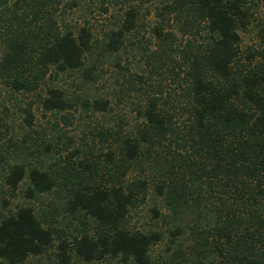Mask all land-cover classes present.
Here are the masks:
<instances>
[{
    "label": "trees",
    "instance_id": "trees-1",
    "mask_svg": "<svg viewBox=\"0 0 264 264\" xmlns=\"http://www.w3.org/2000/svg\"><path fill=\"white\" fill-rule=\"evenodd\" d=\"M11 1L0 0V77L10 89L35 92L48 73L78 74L82 86L95 81L100 57L89 59L91 32L62 25L75 0ZM251 10L249 0H165L151 29L155 48L143 54L146 71L131 73L116 61L125 93L138 92L143 100L131 133L120 127L107 132L109 179L89 159L73 161V154L58 169L11 165L4 177L8 190L15 193L25 181L27 199L56 194L59 202L12 211L2 199L0 261L23 264L57 244L59 264L107 258L158 264L151 249L166 241L178 264H264V26L260 44L243 49ZM137 26L138 11L126 8L102 50L117 55ZM75 95L51 87L36 97L44 113H64V121L76 104L92 113L108 110L107 101ZM32 120L26 111L29 127ZM143 165L148 175L129 177L144 172ZM151 190L165 209L151 208L165 231L130 226Z\"/></svg>",
    "mask_w": 264,
    "mask_h": 264
},
{
    "label": "rangeland",
    "instance_id": "rangeland-1",
    "mask_svg": "<svg viewBox=\"0 0 264 264\" xmlns=\"http://www.w3.org/2000/svg\"><path fill=\"white\" fill-rule=\"evenodd\" d=\"M16 0H12L11 3ZM73 0H63L68 3ZM165 0H75V7L66 8L62 16V25L73 31L85 28L91 32L94 54L90 56L92 62L97 61L95 81H89L86 86L81 85L83 80L78 74L61 75L56 77L48 73L40 87L35 92H15L10 89L0 77V203L2 199L8 210L14 211L19 205H33L37 211L49 206L57 205L56 194L43 196L39 201H31L25 197L27 183L21 182L18 190L13 193L4 184V177L11 165L23 163L26 167H40L44 169H58L63 166V160L72 156L77 163L87 158L95 163L93 169L106 180L112 169L106 162L108 153H112L113 129L131 133L137 123L136 107L143 97L138 92L125 93L121 74L116 61L121 68L129 69L131 73L141 75L147 66L144 53L152 51L155 42L151 37V29L157 23L156 13ZM10 5V4H9ZM253 14L252 24L249 29L241 34L242 48H255L260 44V34L264 26V0H249ZM1 7V6H0ZM133 7L138 11V26L128 36L126 48L112 57L103 49L106 35L120 22L126 8ZM2 22H0V62L4 52V41L1 38ZM97 76V77H96ZM165 86L173 88L171 80ZM59 87L67 93H75L78 101L87 98L92 101L104 100L108 102V110L103 113H92L76 104L69 111L70 115L44 113L37 103V95H44L48 88ZM26 111L33 117L31 127L26 122ZM104 133V138L98 136ZM48 146V152L44 147ZM55 164V165H54ZM58 165V166H57ZM144 172L140 170L129 174L130 178L146 176L151 170L143 165ZM148 173V174H147ZM153 190V189H152ZM151 190V192H152ZM62 203V201L60 202ZM48 204V205H47ZM62 205V204H61ZM60 207V205H58ZM58 207V209H59ZM159 208L165 212L161 200L150 193V197L135 212L130 220V226L152 231H165L168 226L153 217L151 208ZM61 212V210H60ZM60 228L68 234L71 230L65 226L67 220L58 217ZM66 228V229H65ZM166 241L159 243L151 249L153 261L158 264H178L173 262L171 253L166 249ZM57 245V244H56ZM55 245L48 253L41 257H30L23 264H59L57 257L58 248ZM166 262V263H165ZM0 264H7L0 261ZM73 264V260L70 262ZM95 264H122L117 259L107 258Z\"/></svg>",
    "mask_w": 264,
    "mask_h": 264
}]
</instances>
